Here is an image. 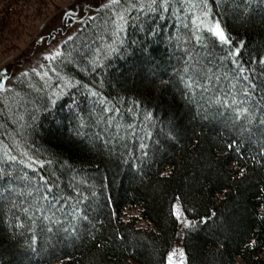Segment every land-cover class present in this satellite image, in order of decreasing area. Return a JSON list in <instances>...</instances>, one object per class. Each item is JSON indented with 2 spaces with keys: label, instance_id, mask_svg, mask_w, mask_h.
Returning <instances> with one entry per match:
<instances>
[{
  "label": "trees",
  "instance_id": "obj_1",
  "mask_svg": "<svg viewBox=\"0 0 264 264\" xmlns=\"http://www.w3.org/2000/svg\"><path fill=\"white\" fill-rule=\"evenodd\" d=\"M31 1L0 0V46ZM206 2L228 45L187 10L131 11L117 32L100 8L0 92V264H167L178 240L185 264H264V155L231 103L264 112V0ZM45 187L59 202L39 212Z\"/></svg>",
  "mask_w": 264,
  "mask_h": 264
},
{
  "label": "rangeland",
  "instance_id": "obj_2",
  "mask_svg": "<svg viewBox=\"0 0 264 264\" xmlns=\"http://www.w3.org/2000/svg\"><path fill=\"white\" fill-rule=\"evenodd\" d=\"M107 3L108 0H42L38 5L31 1L24 8V16L13 25L17 29L16 37L0 46V72L7 69L6 87L11 88L17 78L26 76L24 73L28 75L46 69L45 64L59 52L62 44ZM175 210L180 213L177 207ZM137 215V209H129L124 212L123 218ZM180 215L179 235L185 228V219ZM137 225L145 226L142 221ZM173 250H176L175 264H179V252L183 251L180 240L169 253ZM183 260L185 264V256Z\"/></svg>",
  "mask_w": 264,
  "mask_h": 264
},
{
  "label": "snow or ice",
  "instance_id": "obj_3",
  "mask_svg": "<svg viewBox=\"0 0 264 264\" xmlns=\"http://www.w3.org/2000/svg\"><path fill=\"white\" fill-rule=\"evenodd\" d=\"M177 4L179 5V9H177V7L171 2V0H108V3L102 5V8L107 9L112 13L109 19L113 24L116 25L117 32L123 31V25L127 22L131 11H136L137 13L147 11L148 13H152L161 11L167 12L169 9H172L173 12H176L177 10H187L188 15L185 18L187 19L188 16H191V23L197 32L203 29L216 37L221 44L228 45L230 43L229 37L226 35L220 23L218 21L213 22L209 19L210 9L208 8L206 0H199V2H196V0H177ZM196 38L197 40H200L199 36H197ZM233 54L234 53L229 52V55ZM235 54L238 55V53ZM260 62L264 63V60H261ZM24 75H27V73H24ZM6 82L7 69H5L3 72H0V92L7 93L11 91L10 88L6 87ZM186 86L189 88L203 87V85H201L199 81L196 80H192L190 83H187ZM204 90L207 91L206 88H204ZM91 95L96 96L97 93L91 92ZM243 96L247 98L249 96V92L247 90H243ZM217 103H222V106L225 107L228 106L227 102H221L218 100ZM231 103L234 106L232 109L234 113L233 124H236L243 120L244 123L241 125V131L247 132L249 134V137H256L257 143H259L262 148L261 155H264V112H262L260 116H256L250 108L244 107L243 105L247 103V99L240 101V103L237 105V102L234 98ZM144 147L145 145L141 144V148L143 149ZM5 155L7 156L8 161L12 163L17 162V157L14 155H10L8 151L5 152ZM21 155L27 156L26 153H21ZM27 161V163H25L24 161L20 162L25 163V167L31 168L32 171L35 172L36 169L33 168V165H35L37 161L32 159L31 157H28ZM40 180L44 181L45 185L48 183L44 180L43 177H40ZM36 191L39 193L40 188H37ZM29 194L31 195V193ZM49 195L52 196V200H49ZM41 200L48 201L50 205L53 204V201H56V196L53 193V189L51 187H45L44 194L39 195L37 197V200L34 201L33 206L39 212L44 211L43 207L39 204V201ZM56 202L58 203L59 201ZM79 203L80 201H78L77 204L72 208L71 217L73 220L87 219L86 215H80L81 209L79 208ZM25 212H27V209H25ZM173 215H175L177 221H181V215L178 211L175 210V206ZM43 219L49 220L52 223H59L58 220H52V218L47 215H44ZM183 223L185 227H192L191 223L187 220H184ZM64 230L68 231L67 228H65ZM49 231H51V229H49ZM33 239L35 240V238ZM175 255L176 250H173L171 253H169L167 258L168 264H175ZM179 256L181 258L179 264H184V253L182 250L179 252Z\"/></svg>",
  "mask_w": 264,
  "mask_h": 264
}]
</instances>
